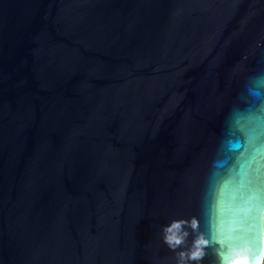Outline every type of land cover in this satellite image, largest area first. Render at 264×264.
I'll return each mask as SVG.
<instances>
[{
  "label": "water",
  "instance_id": "obj_1",
  "mask_svg": "<svg viewBox=\"0 0 264 264\" xmlns=\"http://www.w3.org/2000/svg\"><path fill=\"white\" fill-rule=\"evenodd\" d=\"M248 249L264 259V0H0V264Z\"/></svg>",
  "mask_w": 264,
  "mask_h": 264
},
{
  "label": "clouds",
  "instance_id": "obj_2",
  "mask_svg": "<svg viewBox=\"0 0 264 264\" xmlns=\"http://www.w3.org/2000/svg\"><path fill=\"white\" fill-rule=\"evenodd\" d=\"M195 222L193 224V227H195ZM173 228L179 229L181 227L180 223H175L172 225ZM171 230V229H169ZM169 240H175L176 244H180L181 243V239L173 236V237H169ZM198 243H204L207 244V241H198ZM251 249L246 250V252L244 254H238L236 255L234 258L232 259H228L227 257L224 258V260L222 261V264H257V260L255 259H250V257L247 255V252H250ZM200 252H194L192 254V259H195L196 257L200 256ZM262 256H264V253H262ZM259 264H264V259H261L259 261Z\"/></svg>",
  "mask_w": 264,
  "mask_h": 264
},
{
  "label": "snow or ice",
  "instance_id": "obj_3",
  "mask_svg": "<svg viewBox=\"0 0 264 264\" xmlns=\"http://www.w3.org/2000/svg\"><path fill=\"white\" fill-rule=\"evenodd\" d=\"M249 143L251 144V141H250ZM236 147H240V146H239V145H236ZM224 187H227V185L225 184ZM214 213H215V216H216V220H217V222H218V226L223 227L224 225L221 224V223H219L220 221L223 220V217H222V215H221V213H220L219 208H215V209H214Z\"/></svg>",
  "mask_w": 264,
  "mask_h": 264
},
{
  "label": "bare ground",
  "instance_id": "obj_4",
  "mask_svg": "<svg viewBox=\"0 0 264 264\" xmlns=\"http://www.w3.org/2000/svg\"><path fill=\"white\" fill-rule=\"evenodd\" d=\"M260 260H261V258H260Z\"/></svg>",
  "mask_w": 264,
  "mask_h": 264
}]
</instances>
